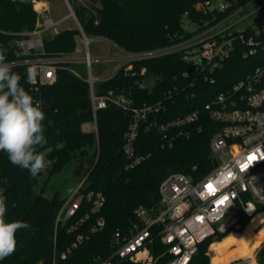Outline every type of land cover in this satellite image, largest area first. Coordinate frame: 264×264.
Instances as JSON below:
<instances>
[{
	"label": "trees",
	"instance_id": "1",
	"mask_svg": "<svg viewBox=\"0 0 264 264\" xmlns=\"http://www.w3.org/2000/svg\"><path fill=\"white\" fill-rule=\"evenodd\" d=\"M67 1L88 38H105L126 52L139 53L179 41L185 36L184 14L202 21V17L196 16L194 5L205 0H86L88 5L80 0ZM248 1L237 0L239 4ZM37 22L38 13L31 2L0 0V48L7 49L9 61L18 63L14 70L21 75V83L34 100L41 103L46 114L47 142L41 151L49 177L76 161V172L87 176L84 190L102 193L105 204L77 231L68 232L69 227L89 211V205L84 204L76 218L57 226V216L67 200L61 199L58 193L46 198L42 194L43 187L37 192L44 171L33 178L28 170L11 164L7 154L0 152V191L6 197V218L30 224V228L17 232L15 253L0 260V264H49L54 257L58 264H95L98 256L110 255L116 232L127 231L134 223L136 208L158 206L159 187L167 177L182 173L197 181L212 171L215 161L209 146L214 124L209 122L202 133H194L190 138L177 137L172 147H166L157 130L155 114L141 129L137 141V153L147 158L136 167L127 168L123 152L124 134L130 121L127 111L109 104L96 113L97 133H84L82 125L94 120L89 84L71 70L69 63L57 65L56 79L51 84L35 89L27 83V66L21 63L31 56L16 47L15 41L22 38L21 33L33 32ZM79 35L78 29H66L53 36L46 34L43 56L73 55ZM251 62L235 55L226 66L225 82L213 86L195 82V74L184 77L185 72L193 70L177 55L137 61L132 63L131 70L122 68L102 81L95 92L97 95L110 91L125 93L136 107L163 102L166 110L158 118L160 122H167L202 108L213 95L246 72ZM147 76L155 78L151 89L142 88ZM99 219L104 220V227L91 233ZM262 220L264 215H258L243 234H234L242 233L249 221L241 215L239 229L218 233L200 244L190 264H211L208 246L213 242L219 243L210 247L212 264H243L241 260L232 261L243 259L239 253L247 242L255 246L264 238V229L255 232ZM79 235L88 239L66 259H61ZM257 249L250 247L246 253L254 254ZM255 256L256 264H264V243ZM120 264L134 263L124 261Z\"/></svg>",
	"mask_w": 264,
	"mask_h": 264
},
{
	"label": "built area",
	"instance_id": "2",
	"mask_svg": "<svg viewBox=\"0 0 264 264\" xmlns=\"http://www.w3.org/2000/svg\"><path fill=\"white\" fill-rule=\"evenodd\" d=\"M14 1L35 3L41 14L36 29L21 33L22 38L15 41L16 47L31 56L21 64L27 66V73L30 69L35 71L32 87L38 89L39 85L53 83L59 63L82 64L89 76L83 78L75 74L89 84L94 115L92 122L82 125V131L97 133L96 113L109 104L127 111L130 121L123 144L127 168L132 169L147 158L137 153V141L141 129L155 114L157 130L166 147H172L177 137L190 138L194 133H202L209 122L214 124L209 146L215 161L212 171L197 181L182 173L167 177L159 187L158 206L136 208L134 223L127 231L116 232L110 255L98 256L95 264H120L124 261L134 264H190L200 244L218 233L239 229L241 215L249 219L244 228L256 216L264 215V127L253 119L257 112L264 113V0H250L244 4H239L237 0L197 2L194 12L202 17V21L192 20L185 13V36L170 46L156 50L130 53L102 38L121 53L119 57L108 53L99 59L109 67L110 63H120V69L129 71L134 62L177 55L193 70L185 72L184 77L195 74V82L213 86L225 82L226 66L235 55L252 61L247 64L246 72L213 95L202 108L167 122H160L158 118L166 110L163 102L136 107L125 93L110 91L104 95L96 94L94 83L97 79L92 75L95 59L89 53L91 39L84 33L70 4L71 15L80 32L78 38L84 48L76 49L75 53L85 50L83 59L43 56V37L64 20L56 21L47 14L46 0ZM17 64L14 63V66ZM115 74L110 71L103 81ZM142 88L146 87L142 85ZM86 179L87 176L57 216L58 226L76 218L84 204L89 205V211L69 227L68 232L71 233L77 231L90 215L99 213L105 204L102 193L84 190ZM104 225V220L99 219L91 233L101 230ZM261 229H264V220L255 232L259 233ZM87 239L79 235L61 259H66ZM51 264H58L56 257Z\"/></svg>",
	"mask_w": 264,
	"mask_h": 264
},
{
	"label": "clouds",
	"instance_id": "3",
	"mask_svg": "<svg viewBox=\"0 0 264 264\" xmlns=\"http://www.w3.org/2000/svg\"><path fill=\"white\" fill-rule=\"evenodd\" d=\"M22 77L8 60L7 49L0 48V152L7 154L9 162L26 169L35 178L46 168L41 149L46 144V114L40 102L35 101L21 83ZM35 80V71L27 73V83ZM253 119L264 127V113L257 112ZM77 187H70L75 195ZM6 197L0 191V260L13 255L17 248V232L30 228L23 220L9 221Z\"/></svg>",
	"mask_w": 264,
	"mask_h": 264
},
{
	"label": "rangeland",
	"instance_id": "4",
	"mask_svg": "<svg viewBox=\"0 0 264 264\" xmlns=\"http://www.w3.org/2000/svg\"><path fill=\"white\" fill-rule=\"evenodd\" d=\"M40 1L43 2L44 0H40ZM217 1L219 3L221 2V0H217ZM80 2H83L87 5L89 4L88 1L86 0H80ZM32 5L34 7V10L38 13V19H39L41 14L39 10L36 8V6L37 7L39 6L35 3H32ZM44 5L46 6L47 14L50 15L54 20L56 21L64 20L54 30H51L50 32L47 33L49 36H53L57 34L58 32H61L66 29H77V22L71 15L69 3L67 0H46ZM90 39H91V43L89 46V53L91 57L95 59L92 65V75L97 79L94 83V86H95V89H98L103 79H105L109 75V72L111 71V74L113 75L120 69V66H121L120 63H110V67H109L108 65L102 63L99 59L101 57L106 56L108 53L110 56H113V57H119L121 56V53L116 48H114L111 43L104 41L102 38L90 37ZM76 49H80V50L84 49L82 46L81 40L78 37L76 39ZM85 55H86V52L84 50L81 53H75L74 55L69 56V58L72 60L83 59ZM69 66L74 73H77L81 77L87 78L89 76L88 71L82 64L71 62ZM154 82H155L154 77L147 76L145 80L143 81V85L144 87L151 89L154 86ZM76 169H77V162L72 161L61 172L56 173L52 175L51 177H49L47 170L45 168L44 174L42 176V180L40 182V187L38 188L37 192H39V190L43 187L42 194L46 198H49V199L53 198L55 194L58 193L61 199L68 201L73 196L69 194L68 189L70 187L78 188L82 184L85 178V175L78 174L76 172ZM245 229L246 228L243 229L242 233H234V234H243ZM214 243H219V242H213L208 246V254L210 256L211 264H212V261H211L212 256L210 253V247ZM263 243H264V238L260 239V241L255 246L249 245L247 242L243 250H241L239 253V256L243 259H237L232 262L241 260L243 264L245 263L246 264H256L255 254ZM250 247H255L258 249L256 250L254 254H248L246 253V249Z\"/></svg>",
	"mask_w": 264,
	"mask_h": 264
},
{
	"label": "water",
	"instance_id": "5",
	"mask_svg": "<svg viewBox=\"0 0 264 264\" xmlns=\"http://www.w3.org/2000/svg\"><path fill=\"white\" fill-rule=\"evenodd\" d=\"M76 17V16H75ZM143 126H144V124H143ZM49 264H51V263H49Z\"/></svg>",
	"mask_w": 264,
	"mask_h": 264
}]
</instances>
